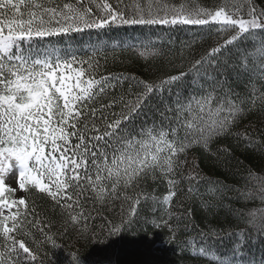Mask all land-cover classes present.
<instances>
[{
	"label": "snow or ice",
	"instance_id": "snow-or-ice-1",
	"mask_svg": "<svg viewBox=\"0 0 264 264\" xmlns=\"http://www.w3.org/2000/svg\"><path fill=\"white\" fill-rule=\"evenodd\" d=\"M135 28L207 29L225 39L188 72L144 84L134 99L117 95L122 77L101 74L106 47L57 46L86 32ZM245 41L250 50L232 70L245 77L248 99L230 90L218 62L225 49ZM129 48L144 59L157 55L150 45ZM190 75L212 86L187 100L177 94L159 123L142 120L149 97ZM257 103L264 105V0H213L211 6L204 0H0V264H40L31 246L37 235L55 246L39 199L51 201L74 227L87 225L89 204L127 208L122 224L138 217L142 201L170 208L180 159L194 144L206 149L225 134L241 105ZM157 176L168 186L162 200L143 188ZM249 179L260 206L247 212L246 227L264 235V177ZM218 261L209 254L206 264Z\"/></svg>",
	"mask_w": 264,
	"mask_h": 264
},
{
	"label": "trees",
	"instance_id": "trees-1",
	"mask_svg": "<svg viewBox=\"0 0 264 264\" xmlns=\"http://www.w3.org/2000/svg\"><path fill=\"white\" fill-rule=\"evenodd\" d=\"M204 3L211 6L213 0ZM224 39L198 28L111 29L61 38L57 46L74 51L106 47L101 74L122 77L117 95L134 99L145 91L144 84L161 85L188 72ZM130 45H150L149 51L157 55L144 59L134 55ZM247 50L248 41L232 45L218 61L230 90L244 99L249 98L246 79L232 69ZM211 86L210 81L194 75L165 86L161 93L149 97L142 120L159 123V114L175 105L177 94L187 100L194 92ZM139 123L136 121L137 126ZM180 165L176 176L180 183L171 207L142 201L138 217L126 224L121 220L128 210L121 212L120 204L112 205V209L89 204L87 225L74 227L65 223L51 201L39 199L36 207L51 224L49 234L55 242V246L42 243L43 238L37 235L31 246L40 255V264H206L209 254L219 258L218 264H264V235L246 227L247 212L260 206L255 198L257 188L249 178L252 174L264 177V105H241L238 118L225 134L212 140L206 149L194 144L180 159ZM143 188L159 200L169 194L159 176L148 177ZM248 192L253 193L252 198ZM200 251L205 256L196 254ZM71 257L76 260L71 261Z\"/></svg>",
	"mask_w": 264,
	"mask_h": 264
}]
</instances>
